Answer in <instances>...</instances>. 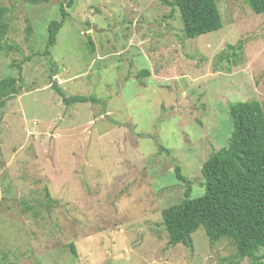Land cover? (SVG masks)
<instances>
[{
	"label": "rangeland",
	"instance_id": "1",
	"mask_svg": "<svg viewBox=\"0 0 264 264\" xmlns=\"http://www.w3.org/2000/svg\"><path fill=\"white\" fill-rule=\"evenodd\" d=\"M65 1L0 0L15 47L0 51V78L21 66L0 107V264H227L234 244L202 227L191 246H169L161 211L183 197L176 164L191 196L203 193L231 104L256 100L264 113V13L216 0L222 27L187 38L163 0H73L45 55ZM237 42L235 61L219 57ZM53 83L99 100L67 106ZM257 255L237 264H264Z\"/></svg>",
	"mask_w": 264,
	"mask_h": 264
},
{
	"label": "trees",
	"instance_id": "2",
	"mask_svg": "<svg viewBox=\"0 0 264 264\" xmlns=\"http://www.w3.org/2000/svg\"><path fill=\"white\" fill-rule=\"evenodd\" d=\"M31 4L47 3L50 0H27ZM179 13L183 35L193 38L222 27V17L216 0H163ZM256 13H264V0H245ZM73 0L59 5V19L52 20L46 27V43L43 54H50L56 35L68 15L66 8ZM7 8L0 4V51L13 46L5 45L4 39L9 24L6 19ZM30 27L27 26V34ZM90 42L87 43L89 45ZM241 51V42L227 44L219 57H231L233 61ZM18 75L0 78V107L18 91L21 80L20 64ZM147 73L143 71L142 74ZM65 105L80 102H96L94 96L71 95L55 83L52 84ZM233 129L225 146L210 153L202 163L203 193L191 196V182L174 166L177 180L185 184L181 200L161 211L162 226L166 232L167 244L191 246V234L199 227L213 243L222 237L229 239L235 246V253L227 264H237L243 258L260 262L257 255L264 248V113L256 100L237 101L230 105ZM48 195V192H45ZM70 250L76 254L70 244Z\"/></svg>",
	"mask_w": 264,
	"mask_h": 264
}]
</instances>
